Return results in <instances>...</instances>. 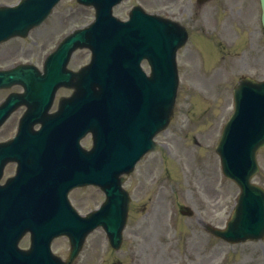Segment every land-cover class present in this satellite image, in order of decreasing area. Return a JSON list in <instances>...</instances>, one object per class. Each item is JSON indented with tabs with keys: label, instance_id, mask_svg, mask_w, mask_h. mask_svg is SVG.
I'll use <instances>...</instances> for the list:
<instances>
[{
	"label": "rangeland",
	"instance_id": "374dc122",
	"mask_svg": "<svg viewBox=\"0 0 264 264\" xmlns=\"http://www.w3.org/2000/svg\"><path fill=\"white\" fill-rule=\"evenodd\" d=\"M175 1L130 0L117 13L125 17L128 8L137 2L144 3L148 8H151L150 10H155L160 5L173 4ZM229 2H233V0H229ZM70 4V0H65L52 20L31 35L30 39L37 41L36 45L33 44L36 50L34 59L50 47L54 39L57 40L60 35L70 30L71 24L75 23V19L79 17L68 13ZM92 14L90 9L83 10L79 22H88L92 18ZM36 33L42 36L37 38ZM197 37L203 38L196 33L194 40ZM206 40L215 45L208 38ZM29 43L30 41L19 42L13 46L16 47L15 50L27 49ZM259 44L260 51L255 57L258 58V61H264V34L261 27L259 28ZM246 47L247 43L245 42L242 44V49L244 50ZM196 48V55L200 58L202 56V60L191 56L190 58L199 64L198 68L201 67L202 73L195 77L184 74L185 55L180 56L182 75L175 120L169 130L159 136V149L146 156L127 181V185L143 181L145 189L143 191V206L150 207L149 214L143 211V264H168L171 257L174 260L183 257L186 252L183 241L177 243L175 247L182 250L181 255L175 256L169 248L173 246L170 241L178 239V236L190 237L193 240H189L192 241L193 256L195 255L194 249L200 253L196 259L200 263L196 264H208L201 256L202 250L209 245L210 247L215 246V251L223 249L220 243H212V239H207L199 222L204 220L215 225L223 224L234 204L235 195L238 193L237 187L223 177L214 148L222 126L232 112V89L240 76L250 74L264 77V72H257L253 69L254 60L249 57L248 52L239 53L237 63L221 64L219 63L221 58L215 52L204 50L200 44L196 45ZM15 50L11 49L5 54H0V63L20 53L19 50L14 52ZM216 50L218 49L216 48ZM236 51L235 46L233 53ZM238 52H241V45H239ZM8 54H10L8 57L1 58ZM220 65L224 66L227 71L220 73L217 68ZM205 71H208V74ZM193 86H196L195 90L192 89ZM259 161L262 170L256 178V182L264 185V150L260 153ZM153 183H155L154 185L160 184L167 189L179 188L182 192L174 197L169 194L170 190H168L155 197L153 196L154 191L151 190L154 187V185L151 186ZM94 195H96V191L85 189L75 194L74 199L77 205L82 207V210H86L90 207L86 200L93 198ZM181 203L193 208L195 215L191 218L179 216L177 206ZM133 214L135 216L131 222L134 225H139L141 220L138 216L139 213L134 211ZM242 249L251 251L244 258H241L242 252H240L236 258L239 262L241 260L242 264H245L247 260L250 264H264V244L256 246L254 249L253 245L248 244L242 246L239 251ZM219 258H221L220 252L215 254V260L211 264H218Z\"/></svg>",
	"mask_w": 264,
	"mask_h": 264
},
{
	"label": "water",
	"instance_id": "95a60500",
	"mask_svg": "<svg viewBox=\"0 0 264 264\" xmlns=\"http://www.w3.org/2000/svg\"><path fill=\"white\" fill-rule=\"evenodd\" d=\"M150 33H148L146 35V39L147 40H150ZM140 41H143V37L140 35V36H137L133 42L135 43H138ZM255 99V98H254ZM264 117V111L261 113V116L259 118H262L263 119ZM235 178H237L239 180L240 183H243V184H246V180L244 179L243 176H233ZM246 177V175H245ZM245 187H248V184L246 185H243ZM237 213L235 214L234 218H233V222H235L236 218L238 217V220L237 222L235 223V229H233V232L236 233V237L237 238H242L244 236L247 235V231H246V228L250 229L251 232L255 235V234H258L260 232H264V217H261V215H257L256 217V222L252 223L250 221V216H249V207H248V204L246 202H244L243 200H241L237 206ZM244 207V213H243V216H244V219H243V222H242V226L239 227V221H240V218L242 216V209ZM247 221V222H246ZM250 226H252V228H250Z\"/></svg>",
	"mask_w": 264,
	"mask_h": 264
}]
</instances>
